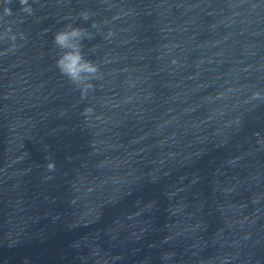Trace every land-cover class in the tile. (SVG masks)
Wrapping results in <instances>:
<instances>
[{
	"label": "water",
	"instance_id": "95a60500",
	"mask_svg": "<svg viewBox=\"0 0 264 264\" xmlns=\"http://www.w3.org/2000/svg\"><path fill=\"white\" fill-rule=\"evenodd\" d=\"M29 4L0 23L27 37L0 56V264H264V0Z\"/></svg>",
	"mask_w": 264,
	"mask_h": 264
},
{
	"label": "clouds",
	"instance_id": "9594fccd",
	"mask_svg": "<svg viewBox=\"0 0 264 264\" xmlns=\"http://www.w3.org/2000/svg\"><path fill=\"white\" fill-rule=\"evenodd\" d=\"M16 2L19 4V10L21 12L27 15L33 14V9L29 4V0H16ZM11 3L12 0H4V4L0 6L2 7L0 23L7 17L13 15V11L9 6ZM78 16L85 21L89 19V13L87 11L80 12ZM116 18L117 17H113V19ZM91 27L94 29L97 28L96 23H92ZM114 35L115 34L109 30L104 39L110 40ZM17 38L21 41L27 40L24 32H13V27L9 22V26L4 31L0 32V43L5 40L9 43L8 48L0 52V56L12 54L22 46L16 43ZM85 39H92V34L87 32L84 28L74 27L72 24H67L64 28L55 32L52 39L53 45L59 50V55L55 63L56 69L80 92L82 98H85L87 94L93 90V85L90 81L102 78L97 63L85 59L82 53V41ZM86 111L91 110L89 109ZM48 168L49 170H54L55 165L49 164Z\"/></svg>",
	"mask_w": 264,
	"mask_h": 264
}]
</instances>
